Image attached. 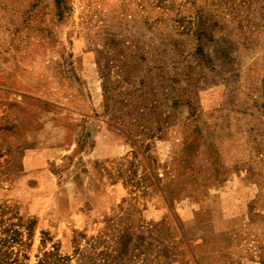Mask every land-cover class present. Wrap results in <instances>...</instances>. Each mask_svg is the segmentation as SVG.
<instances>
[{
	"label": "rangeland",
	"instance_id": "obj_1",
	"mask_svg": "<svg viewBox=\"0 0 264 264\" xmlns=\"http://www.w3.org/2000/svg\"><path fill=\"white\" fill-rule=\"evenodd\" d=\"M0 264H264V0H0Z\"/></svg>",
	"mask_w": 264,
	"mask_h": 264
}]
</instances>
